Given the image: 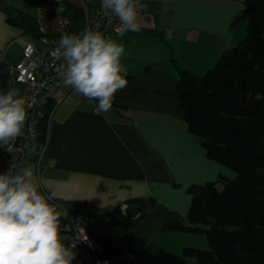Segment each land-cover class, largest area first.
Masks as SVG:
<instances>
[{"label": "crops", "instance_id": "crops-1", "mask_svg": "<svg viewBox=\"0 0 264 264\" xmlns=\"http://www.w3.org/2000/svg\"><path fill=\"white\" fill-rule=\"evenodd\" d=\"M244 0H139L147 5L137 17L139 32L114 38L125 51L121 64L130 77L116 93L110 111L100 113L97 101L80 99L62 82L45 105L50 116L39 171L31 159L39 190L55 193L52 203L69 213L90 217V232L113 242L133 234L145 242L140 256L123 254L113 264H198L183 248H207L203 234L164 230L173 214L188 223V188L235 173L207 157L200 139L187 128L174 94L180 72L195 75L212 68L221 53L245 35ZM98 0H92L96 6ZM34 0H0V91L26 92L9 71L32 43L47 48L22 22L35 24ZM61 16L72 20L70 34L86 31L88 13L82 0H63L59 14L47 17L58 29ZM11 82V83H9ZM73 92V93H72ZM141 200L139 211L136 210ZM117 219V223L113 220ZM72 264H93L83 249Z\"/></svg>", "mask_w": 264, "mask_h": 264}, {"label": "trees", "instance_id": "trees-1", "mask_svg": "<svg viewBox=\"0 0 264 264\" xmlns=\"http://www.w3.org/2000/svg\"><path fill=\"white\" fill-rule=\"evenodd\" d=\"M245 35L221 53L202 76L180 72L174 94L207 157L232 169L236 177L191 185L188 223L173 214L164 230L203 234L208 249L184 247L198 264H264V0H244ZM39 38L36 23L23 18ZM127 81L130 77H126ZM50 113L37 126L38 152L44 149ZM133 214L139 211L142 201ZM117 223V219L113 220ZM104 255H141L143 239L129 233L113 242L97 236Z\"/></svg>", "mask_w": 264, "mask_h": 264}, {"label": "clouds", "instance_id": "clouds-1", "mask_svg": "<svg viewBox=\"0 0 264 264\" xmlns=\"http://www.w3.org/2000/svg\"><path fill=\"white\" fill-rule=\"evenodd\" d=\"M146 8L139 0H101L102 12L118 18L125 31H140L137 17ZM124 51L123 44L99 31L66 33L59 40L63 63L57 68L58 77L76 94L97 101L100 113L108 112L116 93L128 84L121 64ZM28 107L14 89L0 91V146L7 151L12 152L24 134ZM33 176L32 167L17 164L0 173V264H72L75 242L66 246L67 238L60 234L67 210L52 203L55 193L41 192Z\"/></svg>", "mask_w": 264, "mask_h": 264}, {"label": "built area", "instance_id": "built-area-1", "mask_svg": "<svg viewBox=\"0 0 264 264\" xmlns=\"http://www.w3.org/2000/svg\"><path fill=\"white\" fill-rule=\"evenodd\" d=\"M34 1L37 7L35 23L39 41L47 50H40L34 44L29 43L24 47L21 62L16 66L8 67L9 73L17 82L26 84V92L17 95L25 98L29 107L24 134L14 142L12 152L0 146V173L7 172L12 164H17L19 168L21 162L28 158L32 160L37 172L39 171L43 150L38 152L37 126L45 115V105L62 82L57 74V68L63 63L59 55L60 37L72 32L73 23L70 18L61 16L58 29H53L47 20L48 16L59 14V5L63 0ZM82 4L88 13L86 30L99 31L113 40L123 32L124 28L118 18L102 12L101 0H98L96 6H91L92 0H82ZM74 94L80 99H85L75 92ZM60 234L67 238L64 240L66 246L75 242L73 252L83 249L93 264H113L112 259L104 255V249L91 234L88 214L67 212L66 218L61 219Z\"/></svg>", "mask_w": 264, "mask_h": 264}, {"label": "rangeland", "instance_id": "rangeland-1", "mask_svg": "<svg viewBox=\"0 0 264 264\" xmlns=\"http://www.w3.org/2000/svg\"><path fill=\"white\" fill-rule=\"evenodd\" d=\"M205 74V72L204 73H202V74H199V76H203ZM74 92V91H73ZM72 92V93H73ZM73 95H75L74 93H73ZM230 169V168H229ZM232 172H234L235 173V171H233L232 169H230ZM234 177H236V173H235V176ZM204 237H206L205 235H204ZM207 240V239H206ZM199 249H208V247L207 248H199Z\"/></svg>", "mask_w": 264, "mask_h": 264}]
</instances>
